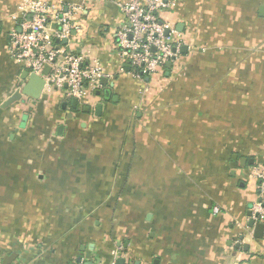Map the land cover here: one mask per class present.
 I'll return each instance as SVG.
<instances>
[{
    "label": "crops",
    "instance_id": "crops-1",
    "mask_svg": "<svg viewBox=\"0 0 264 264\" xmlns=\"http://www.w3.org/2000/svg\"><path fill=\"white\" fill-rule=\"evenodd\" d=\"M27 1L0 0V264H264L247 228L264 167V0H176L163 18L181 57L141 79L116 55L125 0L94 2L84 32L56 44L101 63L102 88L4 109L25 85L9 44Z\"/></svg>",
    "mask_w": 264,
    "mask_h": 264
},
{
    "label": "built area",
    "instance_id": "built-area-1",
    "mask_svg": "<svg viewBox=\"0 0 264 264\" xmlns=\"http://www.w3.org/2000/svg\"><path fill=\"white\" fill-rule=\"evenodd\" d=\"M101 0H70L57 9L55 0H28L16 29L10 34L9 55L25 71L41 75L49 67L46 88L59 90L66 99L81 101L102 88L107 72L89 53L75 54L56 43L70 42L82 34L87 6ZM176 0H125L119 9L126 23L116 33L115 49L122 66L142 77L156 76L181 57L184 46L175 25L163 16ZM168 33V34H167ZM260 202L255 212L264 220V167L254 172ZM219 213V208H214Z\"/></svg>",
    "mask_w": 264,
    "mask_h": 264
},
{
    "label": "water",
    "instance_id": "water-1",
    "mask_svg": "<svg viewBox=\"0 0 264 264\" xmlns=\"http://www.w3.org/2000/svg\"><path fill=\"white\" fill-rule=\"evenodd\" d=\"M168 34V33H167ZM75 35V34H73ZM64 44H67L65 41ZM186 48L183 49L185 53ZM172 64L169 63L167 68H171ZM129 70V68H127ZM50 74V68L47 67L41 75H37L34 73H29L25 71L22 76V80L25 82V85L22 89H20L17 93H15L12 97H10L6 103L3 105V108L6 109L15 103L21 102L26 99L40 100L42 98L43 92L46 86V78ZM75 103V102H74ZM246 159L242 160L243 164H246ZM250 164H254L253 161H250ZM247 217L250 219L247 223V228L253 230V238L257 240H261L264 237V220L261 219L260 214L254 211V206L250 207V211L247 213ZM245 237V236H244ZM242 237V240H244ZM239 249V246L237 247ZM245 250L248 251L249 246H244ZM14 260V257H7L3 264H10ZM86 262L84 264H94L92 262V255L88 253L86 255ZM78 264H82V258L77 259ZM101 260L97 259L95 264H100ZM115 264H126V260L119 258Z\"/></svg>",
    "mask_w": 264,
    "mask_h": 264
}]
</instances>
